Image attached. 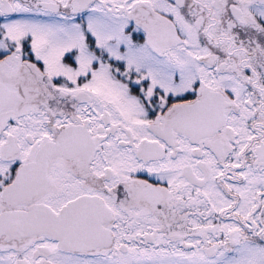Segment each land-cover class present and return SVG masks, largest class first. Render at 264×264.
Segmentation results:
<instances>
[{
	"label": "snow or ice",
	"instance_id": "obj_1",
	"mask_svg": "<svg viewBox=\"0 0 264 264\" xmlns=\"http://www.w3.org/2000/svg\"><path fill=\"white\" fill-rule=\"evenodd\" d=\"M0 264H264V0H0Z\"/></svg>",
	"mask_w": 264,
	"mask_h": 264
}]
</instances>
